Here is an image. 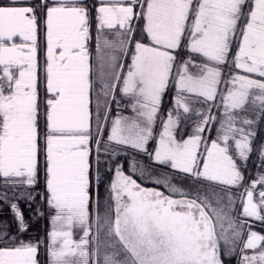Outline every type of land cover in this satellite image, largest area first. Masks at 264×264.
Masks as SVG:
<instances>
[{"label": "snow or ice", "instance_id": "6c2138e0", "mask_svg": "<svg viewBox=\"0 0 264 264\" xmlns=\"http://www.w3.org/2000/svg\"><path fill=\"white\" fill-rule=\"evenodd\" d=\"M42 249L264 264V0H0V264Z\"/></svg>", "mask_w": 264, "mask_h": 264}, {"label": "trees", "instance_id": "16d2710c", "mask_svg": "<svg viewBox=\"0 0 264 264\" xmlns=\"http://www.w3.org/2000/svg\"><path fill=\"white\" fill-rule=\"evenodd\" d=\"M169 99H170V96L166 97V101H165L166 106L168 104ZM255 164H256V158H255V156H253V158L249 162V170L250 171H252V172L255 171ZM22 206H23V203H22ZM5 218H8V217H5ZM48 226H49V220L47 217L44 219H41L39 221H36L33 223L32 229L27 235H28V237H33V238L39 237V238L43 239L46 237ZM42 256H43V263L45 264L46 258H45V253H44L43 249H42Z\"/></svg>", "mask_w": 264, "mask_h": 264}, {"label": "rangeland", "instance_id": "374dc122", "mask_svg": "<svg viewBox=\"0 0 264 264\" xmlns=\"http://www.w3.org/2000/svg\"><path fill=\"white\" fill-rule=\"evenodd\" d=\"M48 220H49V226H48L47 232L51 230V223H50V219L48 218ZM46 234H47V233H46ZM45 238H46V237H45ZM41 256H42V251H41ZM42 257H43V256H42ZM45 264H47V261H46V263H45Z\"/></svg>", "mask_w": 264, "mask_h": 264}, {"label": "crops", "instance_id": "0c3cea01", "mask_svg": "<svg viewBox=\"0 0 264 264\" xmlns=\"http://www.w3.org/2000/svg\"><path fill=\"white\" fill-rule=\"evenodd\" d=\"M147 186H151V185H147ZM40 258H41L42 264H44V263H43V257H42V256H40Z\"/></svg>", "mask_w": 264, "mask_h": 264}]
</instances>
